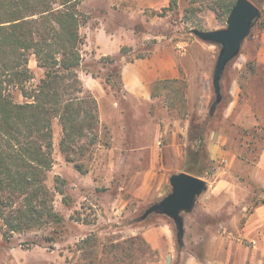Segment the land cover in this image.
Here are the masks:
<instances>
[{"label":"rangeland","instance_id":"374dc122","mask_svg":"<svg viewBox=\"0 0 264 264\" xmlns=\"http://www.w3.org/2000/svg\"><path fill=\"white\" fill-rule=\"evenodd\" d=\"M250 1L260 9L261 17L243 42L239 56L223 74V99L209 120L206 133V136L213 131L226 134L228 144L233 145L224 146L231 152L228 157L231 161L223 158L217 162L208 153L214 170L202 177L209 185L217 177L223 179L232 189L230 193L237 196H244L250 188L253 166L260 161L264 164L261 160L264 153V1ZM169 2L82 0L78 8L88 19L80 27L84 44L81 46L83 66L78 74L82 85L83 79L92 81L94 78L96 84L105 89L102 91L98 85L101 91L93 93L83 85L84 97L91 95L94 99L87 107L96 106L98 129L86 132L87 137L79 141L83 148L72 151L73 162H68L60 148L62 126L57 119L53 120V167L47 184L53 191L57 184L64 189V195L54 192L52 198L54 209L63 216L64 222L14 234L9 242L0 232V264H159V252L142 233L166 223L172 228L175 242L173 264H187L192 257H225L227 249L210 247L216 237L243 245L233 249L240 263L244 259L246 264H264V248H255L259 244L255 242L263 240V236L250 240L243 237L244 218L236 217L240 204L230 201L229 195L224 213L217 217L205 213L199 199L193 212L183 214L186 221L182 248H178L176 226L169 217L154 213L139 221L151 205L171 192L169 188L162 196L151 199L137 195L151 169L150 154L139 148L154 143L152 132L158 124L161 129L167 124L171 129L173 122L178 121L186 132L191 120L205 121L210 102L216 101L214 90L204 101L189 102L186 97L188 80L200 84L204 65L208 62L210 69L205 76L209 89H213V74L221 49L217 44L199 40L191 31L227 27V22L210 9L208 1L178 0L173 10L169 9ZM189 6L193 9L187 14L185 10ZM99 29L115 37L111 39L104 32L102 35ZM98 43H102L103 51H99ZM117 47L119 50L115 53ZM156 52L175 57L181 76L177 81L158 83L154 87V96L159 95L155 103H132L120 82L122 65ZM111 56L116 59L115 63L107 59ZM29 67L34 79L28 86H36L44 72L38 68L34 56L30 57ZM104 92L108 96L102 97ZM11 95L16 102H25L18 90ZM235 100L233 112L226 114L230 112L227 107ZM122 129L128 138H123ZM253 132L258 135L257 143L251 138ZM181 143L187 158V139ZM75 165L82 166L85 172H79ZM155 171L171 175L175 169L168 172L157 167ZM57 177L65 183L57 182ZM251 192L255 194V206H264V185L252 183ZM87 237L92 239L88 243L83 241ZM137 237L143 238L149 248L138 240L131 249L130 240ZM51 238H55L54 241ZM127 250H131V257L126 256Z\"/></svg>","mask_w":264,"mask_h":264},{"label":"trees","instance_id":"16d2710c","mask_svg":"<svg viewBox=\"0 0 264 264\" xmlns=\"http://www.w3.org/2000/svg\"><path fill=\"white\" fill-rule=\"evenodd\" d=\"M203 1L210 2V9L227 22L237 0ZM81 2L0 0V232L7 242L14 234L64 222L52 202L53 193L64 195V189L57 184L53 191L47 184L53 167V120L57 119L62 126L60 148L68 162H73L72 151L83 148L79 141L87 137L86 132L98 129L96 106L87 107L94 99L91 95L84 97L78 74L83 66L84 44L80 27L88 19L78 8ZM177 5L178 0H170L169 9ZM192 9L189 6L185 12L188 14ZM31 56L44 75L36 86L29 87L28 83L34 79L29 67ZM107 59L116 62L115 58ZM106 81L109 83L110 79ZM14 90L25 98L24 103L13 99ZM220 105L210 102L205 121L191 120L186 173L202 178L214 170L206 133L209 120ZM75 168L83 172L82 166ZM56 181L65 183L58 177ZM182 238L177 235L178 248L183 246ZM90 240L87 237L83 241ZM138 240L147 245L143 238L137 237L130 240L131 249ZM125 253L127 257L132 255L131 250Z\"/></svg>","mask_w":264,"mask_h":264},{"label":"crops","instance_id":"0c3cea01","mask_svg":"<svg viewBox=\"0 0 264 264\" xmlns=\"http://www.w3.org/2000/svg\"><path fill=\"white\" fill-rule=\"evenodd\" d=\"M102 32H104L105 36H108L111 39L115 37L114 34H108L105 30L103 31V29H99L98 33L103 35ZM98 36L100 35L98 34ZM98 44L99 51H103L102 43ZM118 50V47L117 49L115 48V53H117ZM108 54L110 53H102V55ZM209 64L210 63L208 62L204 65L203 76L201 77L200 84L199 81L197 84L193 79L188 80V92L186 97L189 102L191 100L204 101L205 98H209L211 90H214V88L209 89L205 76V73L210 69ZM180 76L181 71L179 69L177 59L173 56L156 52L146 58H139L133 61L125 62L121 68L120 82L129 101L132 103H144L148 105L155 103V101L159 98V95L154 96V87L159 82L173 81L179 79ZM95 81L96 80L94 78H92V81L83 79L85 89H88L93 93L101 91L98 88V85L100 86V84L98 83L97 85ZM100 87L102 91H105L102 85ZM234 90L236 91V86L234 87ZM104 96H108L106 92L103 93L102 97ZM236 100L232 102L229 107H227L230 112L226 114H231L233 112L232 109ZM134 113L137 114V112ZM148 115L151 117V114ZM168 123L172 122L169 121ZM178 123V121H174V125L171 129H168L170 127L168 124L165 126V129H161V125L158 124L155 129L157 127L158 128L156 130L154 129L152 132L154 143H150L143 148H139L141 151L145 149V151L150 154L149 168H151L144 177L142 188L137 191V195L139 197L140 195H142L145 199L160 197L162 196V193L166 192V190L169 188L171 189L169 177L172 174H159L155 171V168L159 167L167 170L168 172L173 168L175 169L173 174L186 172L184 170L186 165V156L185 150L183 149L184 145L181 141L183 142L187 139L189 126L186 127V132H183L184 128L180 127ZM180 133L182 134V138H180ZM122 134L123 138H128L127 132L124 129H122ZM206 137L208 152L212 160L218 162L223 158L228 160L231 159L228 158L230 157L231 152L226 150L224 146L226 145L232 147L233 145L231 146L228 144L229 141L225 139L226 134L224 132L221 133L220 131H213ZM163 138L164 141H161ZM251 138L255 139L256 143L258 142L257 133L253 132ZM134 150L137 151L138 149ZM261 160L264 162V153ZM252 174L253 179L251 184L249 183L250 188H247V193L244 196H237L236 194L230 193L232 189L228 188V183L217 177L214 181H212V184H207V191L198 197V199L202 201L204 207L203 211L205 213L209 216L217 217L221 213H224V205L228 200L229 195L230 201L240 204L236 217H240L242 219L244 218V226L241 229L243 237L250 240V238L257 237L258 235H261V238L263 236V240L259 239V241L255 242L256 245L259 243L255 246V248H264V206H255L253 198L255 194L251 192L252 183L264 185V164L261 161L253 166ZM197 201L195 203V207L198 203ZM183 219L185 226V217ZM142 235L145 240L149 242L151 247L159 252V255L161 256L159 264H173L171 257L172 252L175 249V242L173 239L172 228L168 223L159 226L154 230H145ZM240 246L243 245L236 244L232 240H224L222 237H216L210 247L214 249H227L225 257L223 256V258L220 259L210 256L202 259L192 257L188 260L187 264H246L244 259L242 260L243 262L240 263L236 259V254L233 251L234 248Z\"/></svg>","mask_w":264,"mask_h":264},{"label":"water","instance_id":"95a60500","mask_svg":"<svg viewBox=\"0 0 264 264\" xmlns=\"http://www.w3.org/2000/svg\"><path fill=\"white\" fill-rule=\"evenodd\" d=\"M260 17V9L250 0H237L227 18L226 28L215 31L197 29L191 31L199 40L221 47L212 81L216 103L223 99L221 80L227 66L239 56L243 42L249 37ZM169 184L171 192L158 203L151 205L143 217L154 213L165 215L174 222L177 235L183 237L182 214L193 211L198 197L207 191L208 185L204 179L186 172L172 174L169 177Z\"/></svg>","mask_w":264,"mask_h":264}]
</instances>
